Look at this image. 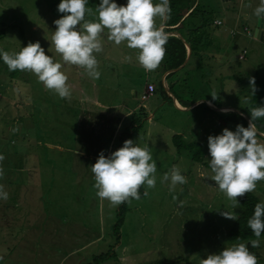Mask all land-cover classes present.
<instances>
[{
    "label": "rangeland",
    "instance_id": "rangeland-1",
    "mask_svg": "<svg viewBox=\"0 0 264 264\" xmlns=\"http://www.w3.org/2000/svg\"><path fill=\"white\" fill-rule=\"evenodd\" d=\"M198 1L212 17L224 21L226 11L233 12L247 29L254 28V19L245 13L248 0L241 4L230 0L224 8L220 0ZM115 2L126 5L127 0ZM59 3L0 0V22L6 29L0 51L16 53L29 42L39 41L45 54L63 64L61 71L71 86V99H62L46 90L31 72L17 70L13 78L0 73V155L4 157L0 184L8 193L7 200L0 199V264H80L107 251L110 256L99 264H201L209 254L240 244L224 240L232 220L221 214H238L240 207L232 208V201L211 179V168L203 161L211 159L207 138L222 134L225 128L235 131L237 126L225 121L229 114L219 117L218 113L236 114L247 104L249 78L257 77L255 87L263 90L264 43L247 37L241 29L243 34H234L240 43L227 50L229 61L225 62L223 49L217 52L214 42L222 26L214 21L205 28L210 46L200 62L195 63L191 55L184 68L163 77L170 94L163 97L156 90L141 101L139 93L146 83L158 86L161 82L162 65L146 72L137 60L138 50L128 48L126 42L116 45L108 39L107 30L101 36L102 52L94 54L98 79L78 66L64 64L52 41L53 21L64 15L57 11ZM99 3L88 0L86 7L93 12L86 13V20L97 19ZM253 3L248 7L253 10L251 15L254 5L264 1ZM221 37L225 46L228 35ZM241 46L246 48L243 60L237 58ZM249 61L251 66L245 67ZM6 67L0 63V68ZM173 96L186 105L207 99L215 107L231 106L233 110L219 112L208 106L214 111L205 112L204 105L181 108L174 100L177 108ZM131 114L139 119V126L127 139L150 150L157 166L156 184L153 188L142 185L148 194L127 203L114 242L111 226L117 207L96 195L91 166L101 151L108 156L119 145L115 135L129 124ZM219 118L226 119L221 124ZM174 134L200 144L202 162L192 160L189 150L177 151L171 140ZM173 167L187 180L175 188L170 179H163L165 174L170 177ZM253 193L264 203V180L257 182ZM259 241L264 264V237Z\"/></svg>",
    "mask_w": 264,
    "mask_h": 264
},
{
    "label": "clouds",
    "instance_id": "clouds-1",
    "mask_svg": "<svg viewBox=\"0 0 264 264\" xmlns=\"http://www.w3.org/2000/svg\"><path fill=\"white\" fill-rule=\"evenodd\" d=\"M88 0H60L57 11L64 15L53 23L56 30L52 41L64 64L75 65L87 74L98 79V61L95 53L103 50L101 36L107 30L108 39L116 45L126 42L127 47L137 49V60L146 72L156 70L165 55L168 34L163 23L169 18L171 8L169 0H127L126 5H118L115 0H100L96 7L97 19L86 20V13L93 10L87 8ZM258 21H264V4L255 9ZM157 18L161 25L157 26ZM0 58L11 71H28L38 78L46 90H52L62 99H71V86L68 77L61 71L63 64L54 62L45 54L39 41L29 42L19 52L0 51ZM252 94L257 91L255 78H249ZM215 93L211 96L215 99ZM227 112L228 110H223ZM247 127L237 125L235 131L227 128L222 134L207 138L211 179L232 201V208L239 206V198L256 189L257 182L264 180V143L257 140L259 132L254 121L264 118V106L253 107ZM16 131V129H14ZM4 157L0 155V161ZM157 166L150 150L139 147L134 141L127 139L123 146L105 156L101 151L96 162L91 166L94 174L96 195L106 199L113 207H117L132 199L139 200L142 185L155 187ZM4 170L0 167V179ZM165 181L171 180L172 188L177 184H185L186 177L173 167L171 175L165 174ZM148 193L145 192L144 195ZM0 199L7 200L8 193L0 184ZM225 218L238 220V214L221 213ZM248 227L257 238L251 240L253 248L259 247V237L264 233V203H257L254 213L248 220ZM2 259V257H0ZM201 264H258L257 257L251 253L246 244L240 243L224 248L219 254H209Z\"/></svg>",
    "mask_w": 264,
    "mask_h": 264
},
{
    "label": "trees",
    "instance_id": "trees-1",
    "mask_svg": "<svg viewBox=\"0 0 264 264\" xmlns=\"http://www.w3.org/2000/svg\"><path fill=\"white\" fill-rule=\"evenodd\" d=\"M160 2V0H158ZM170 3V16L169 18L163 23L164 31L168 34V41L165 45V55L161 62L163 73L167 71L166 76L173 75L174 72L184 68L187 61L186 58H190L191 55H194L197 59H202V55L205 53V49L210 46V35L207 36V31L205 28L209 26V24H214L215 18L211 16V14L204 8L202 4L199 3L198 0H169ZM219 23L220 21L217 20ZM5 28L3 27V23L0 22V40L5 36ZM264 39V37H262ZM187 48L189 50L188 55L186 57ZM204 50V51H203ZM185 63L182 64L184 62ZM200 61V60H199ZM0 63H3L0 60ZM182 64V65H181ZM181 65V66H180ZM4 73L8 75L10 78L16 76L17 71H9L8 68H0V73ZM182 71L179 78L182 76ZM164 79L158 84V86H153V91L158 90L163 97H166V94H170V85H164ZM151 84V83H146ZM166 86V87H165ZM260 88V87H259ZM263 90H257L253 95L251 91H249L248 95V102L247 104H243L242 107L238 108L236 111L237 113H218L219 117L223 115L229 114V117L226 118H219L221 124L225 121H230V123L236 125H242L244 127L248 126V121L250 120L251 109L257 106H264V88ZM153 94V93H152ZM176 98L172 97V102L174 103ZM199 101V100H198ZM177 102L184 107L190 106L192 108H198L201 105L205 106V112H212L213 109L209 108V104L207 105L206 99H204L203 103L198 102L197 104L193 105L195 102L185 104L180 103L178 100ZM176 106V104L174 103ZM177 107V106H176ZM223 106H216V108H221ZM179 108V107H177ZM139 119L133 114L130 115V122L124 127V130L117 133L115 135L114 140H118L119 145L114 149L117 150L123 146V142L129 137L130 131L136 129L139 125ZM256 127L258 128L259 132H264V118L257 119L254 121ZM262 140L264 143V137L259 135L257 136ZM171 140L174 143V146L177 151L179 150H189L191 152L192 160L196 162H202L201 157V146L195 142H185L180 138V135L174 134L172 135ZM203 165L210 168V162L203 161ZM140 197L144 195L142 187L139 190ZM127 203L125 202L119 206H117L116 213H115V220L111 226L112 235L114 236V242H117L119 238L120 228L123 224L125 213L127 212ZM239 212H238V220L231 222V224L226 229L224 233V240L226 242H234V243H243L247 245L249 251L253 253L257 257L258 264L261 263L260 259V250L261 247L253 248L251 243L249 242L250 239L256 238L251 229L248 227V220L252 217L254 213V207L257 203H263V201L253 192L247 193L243 198H239ZM260 237H264V233L261 234ZM259 237V238H260ZM260 245V244H259ZM264 250V248L262 249ZM109 251L105 253H100L94 255L91 261H87L80 264H99L100 262L104 261L107 257H109ZM264 261V260H263Z\"/></svg>",
    "mask_w": 264,
    "mask_h": 264
},
{
    "label": "crops",
    "instance_id": "crops-1",
    "mask_svg": "<svg viewBox=\"0 0 264 264\" xmlns=\"http://www.w3.org/2000/svg\"><path fill=\"white\" fill-rule=\"evenodd\" d=\"M230 0H220L219 1V3H220V6L221 7H223L224 8V6L229 2ZM239 1V4H241V3H244V1L245 0H238ZM255 0H248L247 1V7H246V14L248 15V19H254V22H253V25H254V28H255V25H256V21H257V17L256 16H254V15H251L252 13H253V10H250L248 7L250 6V4H254L253 2H254ZM261 1H264V0H261ZM258 7V4H256V5H254V8L256 9ZM235 13H233V12H229V11H226V16L224 17V21H222L220 18H218V17H214L215 18V20H219L220 21V24L218 25V26H222V28H221V30H218L217 32H215V39H214V42L216 41L217 42V52L219 51V50H221V49H223V50H221V51H224V56H225V59L228 57V52H227V50H229V48L230 47H232L233 45H234V47H237L238 46V44L240 43L239 42V40H240V37H236L234 34H239V33H242L241 32V29H243L244 30V34L247 36V37H250L251 39H253V40H255V39H257V37H254V35H253V30H254V28H252V30H249V29H247V27L245 26V24L243 23V19L242 18H240V16L239 15H234ZM214 20V21H215ZM224 22H226V25L224 24ZM214 25H217V24H214ZM246 27V28H245ZM214 33V32H213ZM221 34H224V37H226V35H228V37H227V39H228V41H227V43H225V46H224V44H223V39L224 38H222L221 37ZM243 34V33H242ZM244 36V35H243ZM262 36L264 37V30H263V34H262ZM257 40H261L263 43H264V41H263V39H257ZM219 44H220V49H219ZM242 48H241V50H240V52L238 53V55H237V58L238 59H240V60H243L244 58H245V56H244V53H245V46H241ZM230 57V56H229ZM256 57H257V59H260V58H262L261 56H259V55H256ZM195 59H196V61H195V63H199L200 61H199V59H197L196 57H195ZM224 59V58H223ZM224 59V61L225 62H228L227 61V59L225 60ZM188 60V58H186V61ZM185 61V62H186ZM251 61V60H250ZM250 61L248 62V64L245 66V67H248V66H251L250 65ZM226 64V63H225ZM187 65V64H186ZM228 66V65H227ZM244 68V67H243ZM239 70H240V68H239ZM227 72H228V70H227ZM167 74V71L166 72H164V73H162L161 74V77H160V79L162 80V79H165V78H163L164 76H166V75H164V74ZM255 73V71L253 72V74ZM179 74V73H178ZM177 74V75H178ZM180 75V74H179ZM255 79H257V77H255V76H253ZM164 81V80H163ZM255 83H258V81L257 80H255ZM144 89V88H143ZM176 102H177V100H175ZM198 101H196L195 103H197ZM178 103V102H177ZM206 103L207 104H209V106L210 107H212V108H214L215 109V106H214V104L213 103H211L209 100H207L206 99ZM179 104V103H178ZM180 105V104H179ZM195 105V104H194ZM181 106V105H180ZM224 108L223 109H220V108H216L219 112H225V111H223V110H225V109H227L228 110V112L229 111H232L233 109H232V107L231 106H223ZM181 108H183L182 106H181Z\"/></svg>",
    "mask_w": 264,
    "mask_h": 264
},
{
    "label": "water",
    "instance_id": "water-1",
    "mask_svg": "<svg viewBox=\"0 0 264 264\" xmlns=\"http://www.w3.org/2000/svg\"><path fill=\"white\" fill-rule=\"evenodd\" d=\"M263 30H264V21H258V18H257L256 25H255V28L253 30L254 37H257V39H261L262 34H263ZM188 52H189V50L187 48L186 57L188 55ZM184 63H185V59H184V62L182 64H184ZM248 123H249V121H248ZM261 136L264 137V135H261Z\"/></svg>",
    "mask_w": 264,
    "mask_h": 264
},
{
    "label": "built area",
    "instance_id": "built-area-1",
    "mask_svg": "<svg viewBox=\"0 0 264 264\" xmlns=\"http://www.w3.org/2000/svg\"><path fill=\"white\" fill-rule=\"evenodd\" d=\"M215 23L219 24V22L217 20H215ZM262 37H261V39H263ZM263 41H264V39H263ZM152 93H153L152 84H146L144 89L139 93V98L141 101L147 100L152 95Z\"/></svg>",
    "mask_w": 264,
    "mask_h": 264
}]
</instances>
